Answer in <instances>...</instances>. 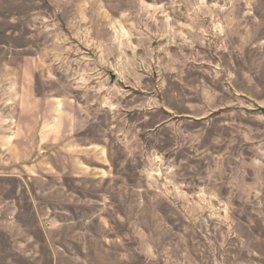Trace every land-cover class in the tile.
I'll list each match as a JSON object with an SVG mask.
<instances>
[{
  "label": "rangeland",
  "instance_id": "374dc122",
  "mask_svg": "<svg viewBox=\"0 0 264 264\" xmlns=\"http://www.w3.org/2000/svg\"><path fill=\"white\" fill-rule=\"evenodd\" d=\"M256 104L264 0H0V264H264Z\"/></svg>",
  "mask_w": 264,
  "mask_h": 264
},
{
  "label": "water",
  "instance_id": "95a60500",
  "mask_svg": "<svg viewBox=\"0 0 264 264\" xmlns=\"http://www.w3.org/2000/svg\"><path fill=\"white\" fill-rule=\"evenodd\" d=\"M112 79L113 80L115 79V75L114 74H112ZM251 110L264 113V106L256 104V107L251 109Z\"/></svg>",
  "mask_w": 264,
  "mask_h": 264
}]
</instances>
